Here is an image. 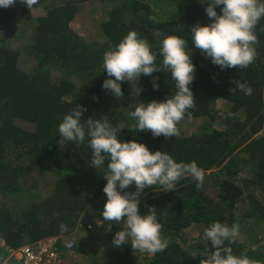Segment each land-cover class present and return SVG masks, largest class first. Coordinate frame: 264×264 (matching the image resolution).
I'll return each instance as SVG.
<instances>
[{
    "label": "trees",
    "instance_id": "obj_1",
    "mask_svg": "<svg viewBox=\"0 0 264 264\" xmlns=\"http://www.w3.org/2000/svg\"><path fill=\"white\" fill-rule=\"evenodd\" d=\"M92 1L0 0V263L96 205L104 264H264V0H104L88 41ZM178 117L208 120L182 135Z\"/></svg>",
    "mask_w": 264,
    "mask_h": 264
},
{
    "label": "rangeland",
    "instance_id": "obj_2",
    "mask_svg": "<svg viewBox=\"0 0 264 264\" xmlns=\"http://www.w3.org/2000/svg\"><path fill=\"white\" fill-rule=\"evenodd\" d=\"M105 10H106V3L104 2V0H94L84 5L81 12L78 13L76 19L73 22L74 30L77 31L78 34H80L88 41L96 39L98 36L101 35L98 29V24L100 23L101 19H103V13ZM28 63H30V61H27V64ZM220 106L222 107L220 108ZM227 108H228L227 105L225 106L221 104L218 105V107L215 109L217 111V115H216L217 120L215 125H217V123L218 124L220 123V125L222 124L223 120L227 116V111H225L227 110ZM142 112H144L143 109H141L139 113L141 114ZM205 120H208V118L207 117L200 119H187V118L185 119L183 117L177 118V121L180 125V130H181L180 132L182 135H186V134L188 135L192 131L197 132L196 128L199 125H201ZM19 123L24 126H27V124L24 123L23 121H19ZM218 173H220L218 169H216L213 172V174L210 176H209L210 172H208V176L204 178V181H207V183L213 182L212 178L218 175ZM240 174L246 178L252 177L253 175L252 165L248 163L247 166H244V168L241 169ZM56 178H57L56 173L53 170H50L44 175L40 176L35 184L36 192L33 199L35 201H38L46 197L53 190L55 186ZM253 192L257 195V197H260L261 199L264 197V194L259 189H253ZM14 202H15L14 199H9L8 200L9 207H13ZM93 208L94 210L92 209L86 214L81 216L78 226L76 227L75 231L69 236L75 239L76 244L78 243V249L80 246L86 248L88 250V253L89 254L91 253L92 257L95 258L99 264H104L103 260L105 259V255H106L105 251L107 249V247L105 246V238L107 237L109 226L102 223L100 218L96 217L94 211L97 208V206L94 205ZM248 227L251 230L254 229L253 232L250 233L249 235L251 241L256 240V242L259 243L258 240L260 238H264L263 226L259 223H251ZM92 236L96 240H92L91 239ZM148 241H149V237H146L144 238L143 243H148ZM75 250H73V252ZM76 253L73 255V257L71 258L69 257L70 260H74L76 258L77 260H81L80 256L82 257L83 253L78 251H76ZM64 260H65L64 264H71V262L70 261L68 262V259L65 256H64Z\"/></svg>",
    "mask_w": 264,
    "mask_h": 264
},
{
    "label": "built area",
    "instance_id": "obj_3",
    "mask_svg": "<svg viewBox=\"0 0 264 264\" xmlns=\"http://www.w3.org/2000/svg\"><path fill=\"white\" fill-rule=\"evenodd\" d=\"M75 245L74 238L50 236L9 250L8 256L0 264H64L63 252L71 251ZM1 247H6V241L0 236Z\"/></svg>",
    "mask_w": 264,
    "mask_h": 264
},
{
    "label": "crops",
    "instance_id": "obj_4",
    "mask_svg": "<svg viewBox=\"0 0 264 264\" xmlns=\"http://www.w3.org/2000/svg\"><path fill=\"white\" fill-rule=\"evenodd\" d=\"M68 237H71V236H68Z\"/></svg>",
    "mask_w": 264,
    "mask_h": 264
},
{
    "label": "clouds",
    "instance_id": "obj_5",
    "mask_svg": "<svg viewBox=\"0 0 264 264\" xmlns=\"http://www.w3.org/2000/svg\"><path fill=\"white\" fill-rule=\"evenodd\" d=\"M72 238V237H71Z\"/></svg>",
    "mask_w": 264,
    "mask_h": 264
}]
</instances>
